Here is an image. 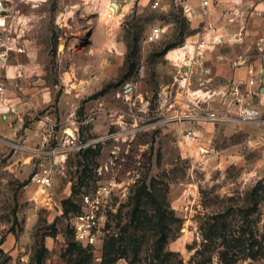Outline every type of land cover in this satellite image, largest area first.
<instances>
[{
    "label": "rangeland",
    "instance_id": "1",
    "mask_svg": "<svg viewBox=\"0 0 264 264\" xmlns=\"http://www.w3.org/2000/svg\"><path fill=\"white\" fill-rule=\"evenodd\" d=\"M2 20L25 52L11 54L24 73L7 82L19 113L0 123V264H157L167 250L172 264H264V190L249 198L264 185V124L194 118V94L205 112L232 110L206 101L207 69L182 81L203 31L179 5L0 0ZM154 28L160 39L149 42ZM72 133L86 147L42 190L31 177ZM109 183L105 240L87 250L70 223L81 195Z\"/></svg>",
    "mask_w": 264,
    "mask_h": 264
},
{
    "label": "built area",
    "instance_id": "2",
    "mask_svg": "<svg viewBox=\"0 0 264 264\" xmlns=\"http://www.w3.org/2000/svg\"><path fill=\"white\" fill-rule=\"evenodd\" d=\"M177 3H182L183 0H175ZM200 6L206 8L210 6L212 0H199ZM258 18L264 22V10L256 12ZM22 23V22H20ZM19 23V24H20ZM206 31H210L211 24H206ZM204 31L202 32V34ZM195 46V53L200 58L204 56V52L208 46L218 43V39L206 41L203 35ZM15 25L13 23L7 24L5 20L0 21V104L7 102V84L4 75V70L7 65V60L12 52L23 53L24 48L19 40H16ZM161 32L158 28H154L147 36L149 42H156L160 39ZM244 62H237L240 65ZM246 72L248 79L246 85L252 88L256 85L255 76L260 78L264 76V63L261 64L258 71L252 64H246ZM186 75V74H184ZM183 81L185 78L183 76ZM185 83H183L184 85ZM182 85V86H183ZM206 101L217 103L228 107L230 110L224 108L208 110H201L198 104L205 101L196 94L192 95L190 103L193 106V112L196 120H209L211 122H226L234 120L239 124H264V107L251 105L244 100V93L241 90L238 82H230L226 86L215 89L213 91L207 90L205 92ZM217 101V102H216ZM206 113L204 117L203 114ZM231 115V117L229 116ZM187 137L195 140L198 138V133L195 130L187 132ZM86 147L84 142H81L77 135L63 134L57 146L51 150V159L49 162L40 164L38 171L31 177V182L37 185L42 190L46 191L51 186L52 171L54 166L64 162L67 157L72 154L83 150ZM114 184H102L95 188L90 193L81 195L80 198V211L77 213L70 223V229L75 242L83 248L92 250L98 249L102 246L107 230L105 224L107 220V209L112 202V191Z\"/></svg>",
    "mask_w": 264,
    "mask_h": 264
},
{
    "label": "crops",
    "instance_id": "3",
    "mask_svg": "<svg viewBox=\"0 0 264 264\" xmlns=\"http://www.w3.org/2000/svg\"><path fill=\"white\" fill-rule=\"evenodd\" d=\"M173 2L183 9L185 15L192 24L200 26V30L204 31L203 34L202 32H197L191 38L189 43L192 44V48L195 49L201 34L206 41L212 40L213 37L218 39L219 44L216 46L220 45L221 47L216 48V51L212 52L213 48L216 46H208L207 50L204 52V56L200 58L196 55L195 51H193V53L188 52L187 56L184 58V64L179 66L178 69L181 75L183 74L185 77L188 73H192V71L196 70V68L203 67L209 72L206 90L213 91L226 86L232 81L238 82L244 93V100L246 103L264 107V76L262 78L258 75L255 76L256 85L254 87L249 88L246 85L248 79L246 64H252L257 72L261 64L264 63V59H261L264 58V43L259 50L255 48L256 43H258L257 41L262 39L264 42V22L256 16L257 11L264 10V0H212L210 6L206 8L200 6L199 0H183L180 4L175 0H173ZM206 24H211L212 26L208 32L204 28ZM20 44L23 46L25 52L24 44L21 42ZM235 47H238V51H236ZM219 48L223 50L219 51ZM255 50L259 52H255ZM174 52H177V54L170 58V55ZM13 53L23 54L15 52L11 54ZM11 54L4 70L6 84L8 80L14 79L16 74L19 75L24 73V69L21 65L16 67L11 66ZM182 54V49L175 50L168 54V58L176 60L177 57ZM237 57H239V59L243 58L244 61H238L245 62L246 64L237 65ZM187 63L189 65L187 67L184 66ZM182 85L183 83L181 86ZM19 108L20 106L18 107L17 104H15V101L12 100L9 94V89H7V102L0 104V123H4L3 120H5V117L3 116L8 115V112L12 111L19 113ZM2 130L3 129H0V132ZM114 264L126 263L118 261Z\"/></svg>",
    "mask_w": 264,
    "mask_h": 264
},
{
    "label": "trees",
    "instance_id": "4",
    "mask_svg": "<svg viewBox=\"0 0 264 264\" xmlns=\"http://www.w3.org/2000/svg\"><path fill=\"white\" fill-rule=\"evenodd\" d=\"M258 190H264V185L258 183V184L252 189V191L250 192V194H249V198L253 197L254 195L256 196V198H258L259 196L256 195ZM146 196H147V195H146ZM165 231H166V236H167V234H168L169 231H168V230H165V228L162 229L161 233L164 234ZM163 236H164V235H163ZM72 237H73V235H72ZM163 241H165L164 243H167V241H169V240H168V238L166 237V239L164 238ZM76 243H77V242H76ZM77 244H78V243H77ZM78 245H79V244H78ZM79 246H80V245H79ZM159 248H160L161 251H163V247H162V246H160ZM85 249H87V250H92V249H89V248H85ZM92 251H93V250H92ZM162 256H163V259L160 260L157 264H172V263L170 262V258H171V256H172V254H171L168 250H167ZM100 262H102V264H113L112 262L107 261V260H104V261H103V259H102ZM195 264H197V263H195Z\"/></svg>",
    "mask_w": 264,
    "mask_h": 264
},
{
    "label": "bare ground",
    "instance_id": "5",
    "mask_svg": "<svg viewBox=\"0 0 264 264\" xmlns=\"http://www.w3.org/2000/svg\"><path fill=\"white\" fill-rule=\"evenodd\" d=\"M177 52H174L172 55H170V58L174 57Z\"/></svg>",
    "mask_w": 264,
    "mask_h": 264
},
{
    "label": "water",
    "instance_id": "6",
    "mask_svg": "<svg viewBox=\"0 0 264 264\" xmlns=\"http://www.w3.org/2000/svg\"><path fill=\"white\" fill-rule=\"evenodd\" d=\"M114 6L116 7V4H114Z\"/></svg>",
    "mask_w": 264,
    "mask_h": 264
}]
</instances>
